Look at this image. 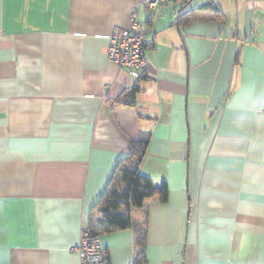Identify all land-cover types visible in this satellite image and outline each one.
Listing matches in <instances>:
<instances>
[{"label": "crops", "instance_id": "crops-1", "mask_svg": "<svg viewBox=\"0 0 264 264\" xmlns=\"http://www.w3.org/2000/svg\"><path fill=\"white\" fill-rule=\"evenodd\" d=\"M133 5L0 0V264H80L83 227L110 264H135L136 231L100 222L142 133L156 193L130 211L147 214L139 264H264V0H166L153 21L141 10L139 81L107 55Z\"/></svg>", "mask_w": 264, "mask_h": 264}, {"label": "trees", "instance_id": "trees-1", "mask_svg": "<svg viewBox=\"0 0 264 264\" xmlns=\"http://www.w3.org/2000/svg\"><path fill=\"white\" fill-rule=\"evenodd\" d=\"M135 90L134 88L131 93L133 94ZM150 138V133H142L138 138L131 140V150L127 157L118 164L110 187H108V192L102 199L104 216L100 222L101 230L111 231L131 227L136 231L138 235L137 244L140 250L135 258V264H139L145 259L147 214L144 221L140 222L132 217L130 211L132 209H145L146 199L156 193L154 181L141 171V164L146 155ZM122 184L125 188L120 191ZM122 206L126 208L125 213L118 212V208ZM93 229L99 233L98 229Z\"/></svg>", "mask_w": 264, "mask_h": 264}, {"label": "built area", "instance_id": "built-area-1", "mask_svg": "<svg viewBox=\"0 0 264 264\" xmlns=\"http://www.w3.org/2000/svg\"><path fill=\"white\" fill-rule=\"evenodd\" d=\"M166 0H133V11L127 27H115L107 46L109 60L120 71L129 74L135 81L142 79L148 71L146 54L148 31L139 14L143 10L148 21H153ZM80 264H110L106 249L102 247L99 233L91 227H83L78 244Z\"/></svg>", "mask_w": 264, "mask_h": 264}]
</instances>
